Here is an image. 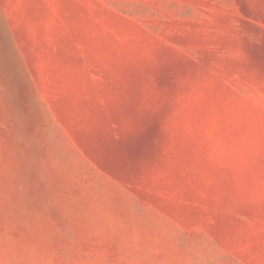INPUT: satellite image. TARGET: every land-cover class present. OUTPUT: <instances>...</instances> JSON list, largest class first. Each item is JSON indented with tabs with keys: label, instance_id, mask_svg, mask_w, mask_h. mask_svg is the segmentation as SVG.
<instances>
[{
	"label": "rangeland",
	"instance_id": "374dc122",
	"mask_svg": "<svg viewBox=\"0 0 264 264\" xmlns=\"http://www.w3.org/2000/svg\"><path fill=\"white\" fill-rule=\"evenodd\" d=\"M0 264H264V0H0Z\"/></svg>",
	"mask_w": 264,
	"mask_h": 264
}]
</instances>
